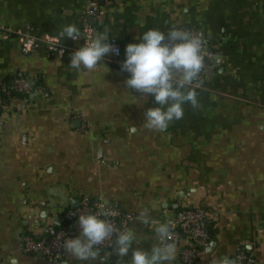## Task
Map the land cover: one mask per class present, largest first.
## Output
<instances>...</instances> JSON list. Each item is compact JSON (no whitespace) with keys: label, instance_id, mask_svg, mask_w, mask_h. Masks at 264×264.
<instances>
[{"label":"crops","instance_id":"obj_1","mask_svg":"<svg viewBox=\"0 0 264 264\" xmlns=\"http://www.w3.org/2000/svg\"><path fill=\"white\" fill-rule=\"evenodd\" d=\"M88 2L0 0V30L27 26L60 38L65 25L81 28ZM101 9L88 23L115 40L120 55L91 71L69 67L73 52L23 55L16 38L0 36V83L10 85L17 71L35 83L0 112V264H89L20 248L25 235L61 228L60 215L83 197L133 217L126 229L143 249L158 243L155 227L171 224L179 209L203 208L210 241L193 264L234 262L239 247L264 264V0H105ZM170 27L202 33L217 56L195 88L200 107L185 104L183 118L157 132L143 121L159 105L127 89L121 64L137 36ZM61 42L82 47L81 39ZM145 208L149 224L138 220ZM66 230L79 235L77 221ZM100 256L102 264L119 259L113 249ZM172 264H182L178 246Z\"/></svg>","mask_w":264,"mask_h":264},{"label":"clouds","instance_id":"obj_2","mask_svg":"<svg viewBox=\"0 0 264 264\" xmlns=\"http://www.w3.org/2000/svg\"><path fill=\"white\" fill-rule=\"evenodd\" d=\"M60 38L77 41L82 37L85 43L70 55L69 67L75 70H94L100 61L118 49L110 43L107 33L97 32L86 39L75 25H65L60 30ZM135 39L139 43H129L125 48V59L121 71L130 76L124 81L127 89L135 90L141 98L154 96L158 107L148 108L144 112L143 126L149 130L164 132L169 124L184 116V105L193 109L200 107L198 93L192 85L201 82L204 71V45L202 33L187 28L170 27L167 32L157 28L144 31ZM59 44V43H58ZM63 55V52H60ZM110 209L105 200L99 213H80L78 216L79 235L63 240L62 248L69 257L82 262H101V246L111 239L113 253L119 258L117 264L131 251L127 264H172L175 245L169 241L171 226L167 222L159 223L155 229L158 243L148 249L133 247L136 233L133 229H118L107 217ZM139 222L149 224L151 218L148 209L140 211ZM115 237V239H113ZM212 264H234L228 258H217Z\"/></svg>","mask_w":264,"mask_h":264},{"label":"built area","instance_id":"obj_3","mask_svg":"<svg viewBox=\"0 0 264 264\" xmlns=\"http://www.w3.org/2000/svg\"><path fill=\"white\" fill-rule=\"evenodd\" d=\"M104 1L105 0H89L88 2L80 28L82 35L86 39H90L95 34V27L88 23V19L98 18L103 15L101 4ZM0 36L5 39L11 37L16 38L20 47V52L23 55H28L40 47L45 48L47 52L58 58L63 57L68 52L75 51L65 46L57 36L49 34H31L27 26L23 29L16 30L1 29ZM81 41L83 46L85 39L82 37ZM108 43L119 50L118 54L110 52L103 58L113 63L120 55V48L113 39H110ZM204 49L205 70L213 62L217 54L208 47L207 42L204 45ZM61 51L63 52L62 56L60 55ZM202 75L203 72L201 73V79ZM29 79L30 78L21 71H17L12 76L10 85H6L5 82L0 83V112L6 107L9 98L13 96H29L32 94L34 90L33 82ZM192 87L199 88L200 83H194ZM102 207L103 206L100 205L96 199L83 197L77 207L68 208L60 215L59 221L62 225L61 228L54 229L50 227L47 229L46 233L39 238L25 235L21 242V251L28 254H38L52 262H57L63 251L62 242L69 238L66 228L73 222L78 221L80 213H99ZM109 209V215L107 217L101 216V218L107 219L120 230L126 229L128 223L133 220V217L121 213L118 208L109 207ZM208 218L209 212L203 208H182L174 214L170 224L171 232L168 239L175 246H178V257L182 264H193L198 253L209 244L210 234ZM113 239H115V237H113ZM111 244V239L105 241L101 246V250H111ZM234 264H253V259L247 255L244 249L239 247L236 249Z\"/></svg>","mask_w":264,"mask_h":264},{"label":"trees","instance_id":"obj_4","mask_svg":"<svg viewBox=\"0 0 264 264\" xmlns=\"http://www.w3.org/2000/svg\"><path fill=\"white\" fill-rule=\"evenodd\" d=\"M31 82H33L32 84H33V88H35V83H34V81L32 80V79H29Z\"/></svg>","mask_w":264,"mask_h":264}]
</instances>
